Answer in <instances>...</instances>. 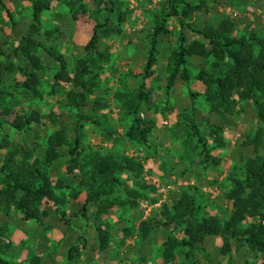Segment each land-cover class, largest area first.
Listing matches in <instances>:
<instances>
[{
  "label": "rangeland",
  "instance_id": "374dc122",
  "mask_svg": "<svg viewBox=\"0 0 264 264\" xmlns=\"http://www.w3.org/2000/svg\"><path fill=\"white\" fill-rule=\"evenodd\" d=\"M35 1L38 0H6L12 21L0 8L3 54L0 64H5L4 56L18 46L10 36L22 37L32 24ZM165 1L82 0V8L72 11L66 0H52L50 11L43 14L42 30L37 36L43 46L36 54L42 67L38 71L39 97L24 95L22 86L26 79L19 69L28 64L23 59L13 60L16 71L3 70L0 74V90L4 93L0 95V163L11 153H15L18 164L42 160L52 134L61 129L69 134L74 132L79 118L75 102L80 101H74L73 96L83 92L71 83L56 84L55 77L61 67L49 56V50L55 49L64 58L67 74L73 79L78 62L87 55L85 49L95 26L104 24L113 10L108 22L110 34L101 36L98 47L105 62H99L94 75L86 80L91 93L86 96L82 113V156L91 159L98 152L119 162L128 158L143 167L136 173L126 170L117 174L122 185H116L110 197H101L99 205L89 204L83 212L81 208L86 204L88 192L79 190L78 172L69 173V158L59 159L47 174L55 185L61 182L64 186L57 192L65 201L57 207L65 214L64 222L55 213L57 208L53 203L42 206V212L48 211V215L41 222H25L14 207L8 209L0 203V240L10 248L3 256L10 264H31L34 258H39L40 264H168L163 260L165 243L169 237L184 239L182 229L160 226L142 244L140 225L149 219L162 220L165 206L173 213V198L182 191L190 190L196 198L203 210L201 217H217L223 223L231 219L233 208L226 200V193L232 188L233 179L243 178L247 164L264 162V124L258 120L251 103L238 104L234 116L210 111L206 87L197 80L212 62L207 56L210 44L190 31L186 32L189 43H200L203 56L188 61L192 72L189 83L178 80L172 90H167L173 54L179 49L177 19L169 20L170 33L159 41L152 76L143 80L141 72ZM206 1V9L187 19V23L203 28L217 25L227 17L239 27L241 34L250 28L251 32L264 35V0ZM144 82L148 98L140 117L155 127L147 143L140 144L127 136L132 121L125 118L116 95L136 93ZM32 116L39 119L38 124L21 131L15 127L23 118ZM193 123L206 139L211 157L208 162L191 128ZM216 128L222 129L223 148L216 142ZM77 192L79 195L74 199ZM106 200L115 206L99 218L100 209L110 207ZM249 223L251 220L247 219L244 225ZM98 228L110 235L109 247L104 251L99 248ZM223 245L220 239L211 240L204 251L190 253L189 258L186 257L189 251L181 250L176 261L169 264H264V255L252 253L245 245H238L229 255L221 253ZM74 247L79 248V256L70 261L69 251Z\"/></svg>",
  "mask_w": 264,
  "mask_h": 264
},
{
  "label": "trees",
  "instance_id": "16d2710c",
  "mask_svg": "<svg viewBox=\"0 0 264 264\" xmlns=\"http://www.w3.org/2000/svg\"><path fill=\"white\" fill-rule=\"evenodd\" d=\"M51 1L38 0L33 3L32 24L22 37L19 38L13 34L10 36L12 40L18 42V46L11 54L4 56L7 62L0 64V74L3 70L16 71L13 62L15 58L23 59V62L28 64L19 69L26 79L22 86L26 96L32 94L37 98L40 95L37 89L40 84L38 71L42 67L36 59V54L43 46L38 42L37 36L42 30L43 14L51 9ZM66 5L73 11L82 8V0H66ZM206 5V0H166L162 3L160 21L153 31L149 55L141 76L144 81L152 76L157 63L159 41L170 33L169 20L177 19L180 28L179 49L173 54L167 90H172L178 80L190 82L192 72L188 67V61L202 54L200 43H189L186 32L190 31L210 44L207 56L212 62L209 64L210 67L203 69L197 77V80L206 87V100L210 111L214 114L234 116L238 104L251 103L257 111L258 120L264 124V35L251 32L250 28L245 29V32L241 34L239 27L227 17L217 25H207L203 28L186 22L196 13L206 9ZM0 8L6 11L8 18L12 21V14L7 8L6 0H0ZM112 13L113 10H110L104 24L95 26L94 34L85 49L87 55L84 60L78 62V70L73 79L67 74L68 66L64 58L58 55L55 49L49 50V56L61 67L60 73L55 77L56 84L71 83L83 91L73 96L74 101H80L75 102L79 118L74 132L70 135L67 130L61 129L52 134L43 150L42 160L18 164L15 153H11L0 163L2 184L0 203L8 209L14 207L22 214L25 222H41L48 215V211L41 210L44 203H47L46 205L53 203L55 208L64 204L65 201L57 196V192L63 190V184L59 182L55 185L47 174L48 169H51L62 157L69 158V173L78 172L79 190L88 192L86 204L81 208L83 212L89 204L99 205L101 197H110L116 185H122L116 177L117 174L126 170L136 173L143 168L141 164L131 159L126 158L123 162H119L113 156H102L98 152L94 153L91 159H83L82 156L84 129L82 113L86 108V96L91 93L86 80L94 75L95 67L99 62H105L98 47L101 36L110 34L108 22ZM73 19H77L76 14L73 15ZM1 55L3 56L0 52ZM144 89L145 82L136 93L116 95V101L124 112L125 118L132 121L127 136L140 144L147 143L148 136L155 127L154 123L146 122L140 117L143 112V103L148 98ZM0 95H4L1 90ZM192 97L196 95L193 94ZM38 123L39 119L32 116L23 118L20 124H15V127L21 131ZM191 128L202 147L205 161L208 162L211 157L206 139L200 134L196 124L193 123ZM221 131V128H216V142L220 148H223L225 145L220 137ZM251 143L249 142L250 145ZM78 195L79 192L74 194V199ZM226 200L231 203L233 212L231 219L223 223L217 217L211 219L201 217L203 210L197 205L196 198L190 190L182 191L177 198H173V213L170 212L169 206H165L162 211V220L149 219L141 223L140 243H147L153 231L159 230L160 226L166 229L179 227L182 229L184 239L179 241L175 237H169L164 246L163 260L168 264L176 261L177 253L181 250L189 251L186 254L187 258L190 257V253L204 251L208 239H220L224 242L221 248L223 255L231 254L238 245H245L254 254L264 255V162L247 164L243 178L232 180V188L226 193ZM106 202L110 207L105 206L100 209L99 218L115 206L109 200ZM55 213L60 215V221H65V214L60 213L58 208ZM247 219L251 220V223L244 225ZM97 233L100 251L108 249L109 233L100 228ZM9 250L10 248L4 246L0 240V264H10L3 258ZM77 255L79 256V248L74 247L69 251L68 259L73 261L78 257ZM31 264H40V259L34 258Z\"/></svg>",
  "mask_w": 264,
  "mask_h": 264
},
{
  "label": "crops",
  "instance_id": "0c3cea01",
  "mask_svg": "<svg viewBox=\"0 0 264 264\" xmlns=\"http://www.w3.org/2000/svg\"><path fill=\"white\" fill-rule=\"evenodd\" d=\"M211 240H217V239H208V240H207V245H208L209 241H211ZM207 245H206V246H207Z\"/></svg>",
  "mask_w": 264,
  "mask_h": 264
}]
</instances>
